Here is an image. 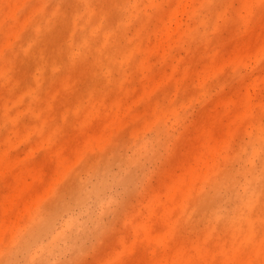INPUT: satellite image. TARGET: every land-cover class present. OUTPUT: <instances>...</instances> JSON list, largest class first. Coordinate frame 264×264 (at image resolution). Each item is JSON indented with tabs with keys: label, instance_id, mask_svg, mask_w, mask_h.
Masks as SVG:
<instances>
[{
	"label": "rangeland",
	"instance_id": "obj_1",
	"mask_svg": "<svg viewBox=\"0 0 264 264\" xmlns=\"http://www.w3.org/2000/svg\"><path fill=\"white\" fill-rule=\"evenodd\" d=\"M0 264H264V0H0Z\"/></svg>",
	"mask_w": 264,
	"mask_h": 264
}]
</instances>
